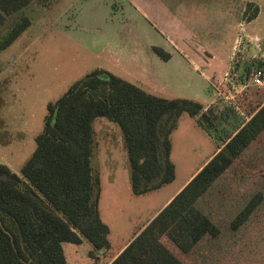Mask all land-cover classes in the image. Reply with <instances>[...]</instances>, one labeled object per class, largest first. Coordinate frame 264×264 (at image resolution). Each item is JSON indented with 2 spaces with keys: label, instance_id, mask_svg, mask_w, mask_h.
Masks as SVG:
<instances>
[{
  "label": "rangeland",
  "instance_id": "rangeland-1",
  "mask_svg": "<svg viewBox=\"0 0 264 264\" xmlns=\"http://www.w3.org/2000/svg\"><path fill=\"white\" fill-rule=\"evenodd\" d=\"M251 3L260 14L257 23L246 25L256 8ZM243 4L241 24L236 12ZM22 17L28 26L7 44L6 36ZM131 35L134 45L200 52L199 69L186 80L193 90L204 87L213 94L206 117L199 116L206 134L190 128L187 113L181 116L171 186L196 171L264 102V60L256 45L264 48V0H31L0 25V164L20 175L43 129L48 103L98 69L96 45L128 48ZM227 53L233 54L229 69L208 84L203 76H211ZM256 69L261 85L249 80ZM92 126L97 146L99 141L114 149L111 169L99 175L98 214L108 228L109 254L149 217L163 191L133 193L120 128L106 118H96ZM91 164L100 170L96 158ZM156 242L180 264H264V129ZM84 244L80 256L87 255ZM94 252L88 256L94 258Z\"/></svg>",
  "mask_w": 264,
  "mask_h": 264
},
{
  "label": "trees",
  "instance_id": "trees-1",
  "mask_svg": "<svg viewBox=\"0 0 264 264\" xmlns=\"http://www.w3.org/2000/svg\"><path fill=\"white\" fill-rule=\"evenodd\" d=\"M31 0H0V25ZM258 12L254 9L253 15ZM29 21L12 27L8 44ZM163 59L169 55L154 47ZM187 112L206 131L200 104L147 93L106 70H94L47 105L44 126L21 174L0 164V264H67L62 244L83 239L93 250L108 247V228L98 214L99 171L92 126L106 118L121 130L133 193L174 179L170 134ZM264 129V102L217 145V151L109 264H180L156 238L187 212L210 183ZM191 206V207H190Z\"/></svg>",
  "mask_w": 264,
  "mask_h": 264
},
{
  "label": "crops",
  "instance_id": "crops-1",
  "mask_svg": "<svg viewBox=\"0 0 264 264\" xmlns=\"http://www.w3.org/2000/svg\"><path fill=\"white\" fill-rule=\"evenodd\" d=\"M254 6L258 8V12L255 16H252L251 19L246 23V25H249L250 23H257L258 16L260 14L259 6L255 3H251ZM243 8H241L240 11L236 12V15L238 16V22L243 21L240 15H243L244 12V4L242 5ZM17 13V12H16ZM240 19V20H239ZM237 22V25L239 24ZM239 24V25H241ZM234 27V25H232ZM136 36H132V41L128 44V48H119V47H110V46H98L99 49H97V53L95 56L98 57V70H108L111 71L114 74L121 75L122 79L138 86L139 88L143 89L147 93L153 94L155 96L172 99V98H185L189 100L196 101L200 104L201 111L205 112L206 109L210 106L212 103V95L209 89L207 88L206 91L204 90V87L195 86L194 90L192 88V85L189 81L186 80L187 73L191 74L194 71H196V68L199 69L198 62L203 60L201 58L200 52L197 50H193L192 52H186L183 49L179 47L169 48L167 50H162L165 53L169 55L167 59H163L160 55H158L154 48H148L144 47L143 45L136 42V45H134L133 39ZM256 40L255 38H252V40ZM253 40V41H254ZM256 42V41H255ZM257 45V53L258 56L264 60V48L262 45ZM234 49V46L232 47ZM232 51V50H231ZM210 55L213 56L214 54L210 53ZM232 53L228 54L225 59V61H221L218 65H216L214 68L211 69L212 75H204L203 79L208 84L212 81H217L222 74H224L229 69V63L232 59ZM209 58V55L207 56ZM207 58H204L206 60ZM3 69V68H2ZM202 73V72H201ZM120 77V76H119ZM255 112V111H254ZM187 112H183L180 114L177 120L176 128L171 132L170 134V141H171V150H170V160H172L173 157V148L175 147V143L179 144V140L182 138V134H178L179 131V125L181 116ZM188 114V113H187ZM253 114V113H252ZM189 115V114H188ZM191 117L190 120V128L193 131H196V129H200L204 134L206 132L204 131V128L200 126L196 118ZM196 125V126H195ZM207 137L209 139H212L208 134ZM182 141V139H181ZM97 146L96 154L93 155L94 158H96V161L98 160L100 165L99 175L104 174L103 170H110L111 166L113 165L114 160V154L112 153L114 149L111 145L106 146V143H99ZM217 151V145L212 152V154L206 158L203 164L200 165V167L191 173L180 185L178 186H171L175 178L177 177L176 172V165L172 160V163L175 167V175L174 179L166 183L162 186H160L157 189H154L153 192H160L163 191V197L158 206L153 209L154 211L149 215V217L139 226L136 230L133 231V233L125 240L123 241V244L119 246L114 252H110L109 254H106L107 248H102L99 250H93L92 244L83 239L81 243L74 244L70 242H64L62 244V249L64 253V257L67 264H109L124 248L125 246L141 231L144 229V227L152 220L154 216L157 215V213L165 207L166 204L183 188V186L195 175V173L213 156V154ZM99 169V168H98ZM128 173V172H127ZM18 174V173H17ZM128 178V175L126 174V179ZM102 183V181H101ZM171 187V188H170ZM152 192V191H150ZM132 193V192H131ZM144 195V194H141ZM101 200L99 201V203ZM84 243H87L89 249H87V246L84 248L85 251H87V255L84 256L82 254L81 256L78 254V248L79 246L85 245ZM95 251L94 252V258H91L88 256L89 251ZM87 257V258H85ZM86 259V262L83 263L82 260ZM81 260V261H80Z\"/></svg>",
  "mask_w": 264,
  "mask_h": 264
},
{
  "label": "built area",
  "instance_id": "built-area-1",
  "mask_svg": "<svg viewBox=\"0 0 264 264\" xmlns=\"http://www.w3.org/2000/svg\"><path fill=\"white\" fill-rule=\"evenodd\" d=\"M249 80L251 79V81H253L254 85H261L262 84V80H261V70H254L253 73H251V75L249 76Z\"/></svg>",
  "mask_w": 264,
  "mask_h": 264
}]
</instances>
